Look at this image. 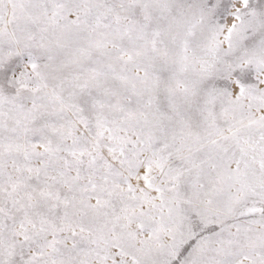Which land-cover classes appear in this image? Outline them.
<instances>
[{
  "label": "snow or ice",
  "instance_id": "snow-or-ice-1",
  "mask_svg": "<svg viewBox=\"0 0 264 264\" xmlns=\"http://www.w3.org/2000/svg\"><path fill=\"white\" fill-rule=\"evenodd\" d=\"M0 264H264V0H0Z\"/></svg>",
  "mask_w": 264,
  "mask_h": 264
}]
</instances>
